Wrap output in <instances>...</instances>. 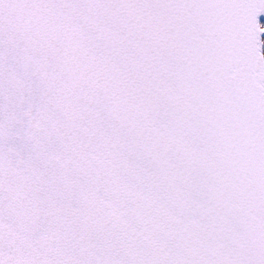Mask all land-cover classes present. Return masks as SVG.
<instances>
[{"label": "snow or ice", "instance_id": "snow-or-ice-1", "mask_svg": "<svg viewBox=\"0 0 264 264\" xmlns=\"http://www.w3.org/2000/svg\"><path fill=\"white\" fill-rule=\"evenodd\" d=\"M0 264H264V0H0Z\"/></svg>", "mask_w": 264, "mask_h": 264}]
</instances>
